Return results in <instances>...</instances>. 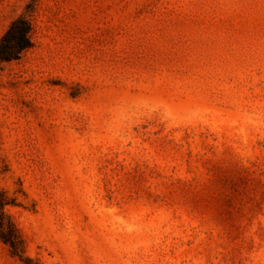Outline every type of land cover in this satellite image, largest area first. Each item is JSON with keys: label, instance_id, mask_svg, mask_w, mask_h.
Segmentation results:
<instances>
[{"label": "rangeland", "instance_id": "rangeland-1", "mask_svg": "<svg viewBox=\"0 0 264 264\" xmlns=\"http://www.w3.org/2000/svg\"><path fill=\"white\" fill-rule=\"evenodd\" d=\"M0 264H264V0H0Z\"/></svg>", "mask_w": 264, "mask_h": 264}, {"label": "trees", "instance_id": "trees-1", "mask_svg": "<svg viewBox=\"0 0 264 264\" xmlns=\"http://www.w3.org/2000/svg\"><path fill=\"white\" fill-rule=\"evenodd\" d=\"M30 27L23 20H15L10 24L5 34L0 39V63L16 60L20 54L30 47L29 40ZM7 232L3 231V225L0 215V238L4 243L12 247V242L9 238V228Z\"/></svg>", "mask_w": 264, "mask_h": 264}]
</instances>
